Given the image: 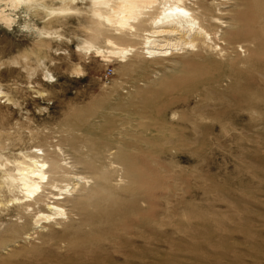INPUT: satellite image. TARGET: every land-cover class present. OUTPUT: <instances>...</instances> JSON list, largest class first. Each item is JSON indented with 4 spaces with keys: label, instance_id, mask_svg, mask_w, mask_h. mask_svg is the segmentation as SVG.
Returning <instances> with one entry per match:
<instances>
[{
    "label": "rangeland",
    "instance_id": "obj_1",
    "mask_svg": "<svg viewBox=\"0 0 264 264\" xmlns=\"http://www.w3.org/2000/svg\"><path fill=\"white\" fill-rule=\"evenodd\" d=\"M38 1L77 10L0 1V161L37 148L68 173L45 196L70 189L36 224L52 199L0 187V264H264V0H190L211 40L165 56L157 7L123 35L90 0Z\"/></svg>",
    "mask_w": 264,
    "mask_h": 264
},
{
    "label": "bare ground",
    "instance_id": "obj_2",
    "mask_svg": "<svg viewBox=\"0 0 264 264\" xmlns=\"http://www.w3.org/2000/svg\"><path fill=\"white\" fill-rule=\"evenodd\" d=\"M0 1L4 2L5 7L10 6L14 9L22 5L27 8L42 5L49 14L77 10L68 6L48 8L38 0ZM188 2L190 0H90L89 11L98 27H108L115 33L124 35L133 32L135 34L141 21L146 20L145 17L149 14V10L152 12V9L157 7L158 11L149 17V28L142 29L144 31V48L146 53L151 56H165L178 47L194 48L197 42L207 45V42L211 40L209 31L200 24L196 14L187 7L186 3ZM15 19V14L7 12L5 8H0L1 22L9 25ZM100 29L102 28L97 30ZM107 44L110 48L106 52L112 55L123 57L132 50V48L117 46L111 39H107ZM86 48L101 53V48L96 47L92 42L84 41V49ZM32 151L31 154L20 153L22 158L13 161L11 165H9V161L3 163L0 161V170L2 171L0 187L3 186L13 196L8 200V203L20 205L21 209L22 207L28 209L32 204L39 202L42 195L47 197L46 199H52L48 201L50 203H44L48 212L39 210L35 216L34 220L37 224L42 219L48 220L52 216L64 215V209L59 207L57 201L64 200V196L62 197L61 194H64L63 190L68 192L70 188L69 185H66L65 189L59 188L60 193L49 192L47 193L49 196H45L46 188H57L55 185L57 180L54 176H66L68 173L61 166L63 163L58 161L49 163L36 153L37 148ZM72 178L79 180L82 177L72 176ZM75 186L76 184L71 188L74 189Z\"/></svg>",
    "mask_w": 264,
    "mask_h": 264
}]
</instances>
